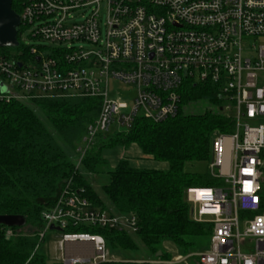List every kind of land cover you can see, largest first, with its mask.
I'll list each match as a JSON object with an SVG mask.
<instances>
[{
    "label": "built area",
    "instance_id": "1",
    "mask_svg": "<svg viewBox=\"0 0 264 264\" xmlns=\"http://www.w3.org/2000/svg\"><path fill=\"white\" fill-rule=\"evenodd\" d=\"M19 18L30 37L51 46L29 44L26 58L0 55V99L97 98L82 153L99 133L128 128L136 117L174 116L186 84L214 87L234 127L212 141L209 172L220 186L185 190L191 218L212 227L207 248L194 257L264 264V0H23ZM111 81L125 85L124 94ZM81 192L66 185L41 214L36 248L50 225L60 228L62 252L70 242L90 243L89 254L64 252L60 264L110 258L102 235L64 229H136L133 215L95 208Z\"/></svg>",
    "mask_w": 264,
    "mask_h": 264
},
{
    "label": "trees",
    "instance_id": "2",
    "mask_svg": "<svg viewBox=\"0 0 264 264\" xmlns=\"http://www.w3.org/2000/svg\"><path fill=\"white\" fill-rule=\"evenodd\" d=\"M22 2H11L18 14ZM20 32L19 27L17 38ZM9 48L15 51L12 56H28L27 47L20 42L16 47H0V55L8 56L5 51ZM200 103L208 106L186 109ZM99 104L93 97L28 102L0 99V215L25 218L23 226L0 225V264H60L47 260L36 245L44 225L41 214L54 205L66 185L68 189H80V194L95 208L135 217L134 231L90 224L64 229L100 234L110 252L137 251L141 246L154 258H165L169 257L163 249L167 241L182 256L193 257L207 248L211 224L191 218L185 190L189 186L221 184L210 174L209 163L214 137L233 131L227 104L213 86L186 84L174 116L161 122L136 117L128 128L99 133L82 153L79 147L83 149L86 128L97 117ZM132 146L148 165L152 160L165 163L166 167H138L128 157H119L113 167L105 170L107 180L100 186L101 197L83 173H102L106 162L101 155L103 149L125 151ZM75 156L77 162L71 159ZM195 162H205L207 169L194 170ZM8 228L14 233L9 237L5 234ZM158 251L160 256H156ZM97 264L154 263L124 257Z\"/></svg>",
    "mask_w": 264,
    "mask_h": 264
},
{
    "label": "rangeland",
    "instance_id": "3",
    "mask_svg": "<svg viewBox=\"0 0 264 264\" xmlns=\"http://www.w3.org/2000/svg\"><path fill=\"white\" fill-rule=\"evenodd\" d=\"M18 40L21 44L24 46H27L29 44L33 45H45V46H51L48 42L42 41L37 38H32L29 36V29H21L20 35L18 36ZM8 50V49H7ZM6 50V51H7ZM1 51V50H0ZM5 53H8V56H12L13 53L15 52L14 49L9 48V50ZM111 88L113 91H118L120 94H124V91L127 89L125 85L120 84L117 81H111L110 82ZM113 93V92H112ZM111 93V94H112ZM122 96V95H121ZM117 97V96H113ZM121 98H125L122 96ZM30 105V103H28ZM208 106L207 103H200L199 105H191L187 106V110H201L204 107ZM35 111L39 113L38 109H35ZM113 128H110L108 132H112ZM118 130H122V127H118ZM102 157L103 160H105V166L101 169H103L102 173L98 174H89V173H83L84 178L91 184V186L100 194V196H103V193L101 191V184L106 182L107 180V174L105 173L106 169H109L113 167L118 160L119 157L126 156L129 158V161L131 162L132 165L138 166V167H155V168H165L166 164L165 163H158L155 161L150 160L149 165L147 162H145L146 158H143L140 156L139 150L135 147L132 146L128 150H123L122 148H115V149H103L102 150ZM77 158L71 157V159L74 161ZM78 159H76L77 162ZM193 169L196 171H204L207 169V164L205 162H195L193 163ZM80 168V166H79ZM83 172V171H82ZM105 204H108L106 200H104ZM244 216H248V214H243L240 213V219ZM241 222V221H240ZM240 229H243V225L240 223ZM58 235V232L55 230H46L44 234V238L40 242L39 245V251L43 252L49 261H55L57 260L55 257H58V255H61V251L58 248L57 244V239L56 236ZM73 247V246H72ZM78 253H86L89 254L91 252L90 247L87 245L79 244V245H74ZM163 249L164 251L169 254V257L165 258H154V256H151L149 253H147L141 246L137 251H128V252H121L119 253L118 249H115L114 251H109V257L111 259H123L124 257L130 258V259H135V260H150L154 264H201L199 263L198 259L196 257H187L184 260L180 262H173V257L176 255H179V252L176 248V246L172 242H164L163 243ZM160 256V255H156Z\"/></svg>",
    "mask_w": 264,
    "mask_h": 264
},
{
    "label": "water",
    "instance_id": "4",
    "mask_svg": "<svg viewBox=\"0 0 264 264\" xmlns=\"http://www.w3.org/2000/svg\"><path fill=\"white\" fill-rule=\"evenodd\" d=\"M12 0H0V47L18 46L17 31L20 18L11 7ZM1 86V84H0ZM5 87L1 86V92H5ZM25 218L21 215H0V225L4 226H23ZM50 229L60 230L59 227L50 225ZM158 251L156 255H160Z\"/></svg>",
    "mask_w": 264,
    "mask_h": 264
},
{
    "label": "crops",
    "instance_id": "5",
    "mask_svg": "<svg viewBox=\"0 0 264 264\" xmlns=\"http://www.w3.org/2000/svg\"><path fill=\"white\" fill-rule=\"evenodd\" d=\"M79 244H83V245H86V246L88 245L90 247V243L89 242H87V243L86 242H76V243L70 242V243H67V245L65 247V250H64L65 254H68V255L82 254V253H78L76 250H74L75 248H73L74 245H79ZM64 252L61 251V255L59 254L58 257H55L57 259V260H55V262L60 261V259H61V257H62Z\"/></svg>",
    "mask_w": 264,
    "mask_h": 264
}]
</instances>
